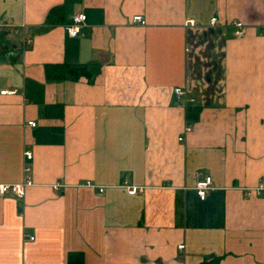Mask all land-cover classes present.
Returning <instances> with one entry per match:
<instances>
[{
    "label": "crops",
    "instance_id": "1",
    "mask_svg": "<svg viewBox=\"0 0 264 264\" xmlns=\"http://www.w3.org/2000/svg\"><path fill=\"white\" fill-rule=\"evenodd\" d=\"M8 23L0 185L34 186L0 196V264H264V0H0ZM198 32L212 35L202 83L189 69ZM57 64L101 73L49 81Z\"/></svg>",
    "mask_w": 264,
    "mask_h": 264
},
{
    "label": "trees",
    "instance_id": "2",
    "mask_svg": "<svg viewBox=\"0 0 264 264\" xmlns=\"http://www.w3.org/2000/svg\"><path fill=\"white\" fill-rule=\"evenodd\" d=\"M63 14V8L58 7L53 9L49 16H48V25H56L58 22H60V17ZM11 34L10 30L8 29H2L0 27V55L9 53L13 47V44L7 40V36ZM194 35H199L205 40V35L212 36L209 33H198V34H189L188 39L190 42H192ZM215 36V35H214ZM215 64H213L214 67H221V64H218V61H215ZM190 74H192V71L195 70V67L192 68V63L190 62ZM193 69V70H192ZM101 73V67L99 64H88V66H67V64H64V66H61V64H57V66H48L46 68V77L49 81L53 82H60L65 79H70L72 81H79L81 78H86L90 84H94L95 80ZM214 73V71H212ZM216 75V73H214ZM195 77H197V81L202 83L203 77L202 73L199 70H196V74H194ZM191 77V76H190ZM195 93V92H194ZM202 104H199L198 102L190 103L186 106V115H187V122L188 124H194L198 121L200 113L202 111ZM69 264H77L74 262V255H70L69 257Z\"/></svg>",
    "mask_w": 264,
    "mask_h": 264
},
{
    "label": "built area",
    "instance_id": "3",
    "mask_svg": "<svg viewBox=\"0 0 264 264\" xmlns=\"http://www.w3.org/2000/svg\"><path fill=\"white\" fill-rule=\"evenodd\" d=\"M86 20H87V17L83 14L74 17L73 23L67 27L68 35L71 37H77L80 34L81 29H82L84 23L86 22ZM217 21H218L217 19H213L212 25H215L217 23ZM133 22L138 23L140 25H146V21L142 16L134 17ZM189 25L194 26V22L190 21ZM3 26H4V28H7L8 30H10L11 32H13L15 34L18 33L17 27H15L12 23H8V24L3 25ZM233 28H234L235 37H237V38L245 37V35L247 33V27L243 22H239V21L235 22L233 24ZM23 44H24V49H28L32 44V40L24 39ZM13 94H14L13 92H11V93L10 92H2L1 96H9V95H13ZM175 95L179 99L186 98V96H187L184 89H176ZM28 127L34 129L37 127V124L36 123H29ZM26 158L28 161H31L33 158L32 154L27 153ZM25 172L29 173L30 169H26ZM33 186L34 185L31 181H26V182H24L22 184H18V185H0V196L4 197L7 195H12L21 201V200H24V198L26 196L27 189H29ZM88 186L91 187L90 185H88ZM60 188H62V186H60V185L56 186V189H60ZM124 188L127 190L129 195H131V196H135L140 192L139 189L128 186V184H125ZM97 189H98V192L100 194L104 193L103 188H97ZM211 190H212L211 178H205V180L199 182L197 184V187H196V192L202 201L206 200L207 195ZM180 250L183 251L184 247H181Z\"/></svg>",
    "mask_w": 264,
    "mask_h": 264
},
{
    "label": "rangeland",
    "instance_id": "4",
    "mask_svg": "<svg viewBox=\"0 0 264 264\" xmlns=\"http://www.w3.org/2000/svg\"><path fill=\"white\" fill-rule=\"evenodd\" d=\"M199 33V32H198ZM197 33V34H198ZM193 41L191 42V51L192 57H191V63H192V68L195 67V70L192 71V74H190L191 78L193 81H197V77L194 76L196 74V70L200 69V72L203 73L204 77V72L206 71L204 66L205 63H211V61L208 59V53L210 51L209 46H210V41L204 43V39L199 36V35H194ZM216 52V51H215ZM215 54V53H214ZM213 54V56H214ZM204 64V66H203ZM203 66V67H202Z\"/></svg>",
    "mask_w": 264,
    "mask_h": 264
}]
</instances>
